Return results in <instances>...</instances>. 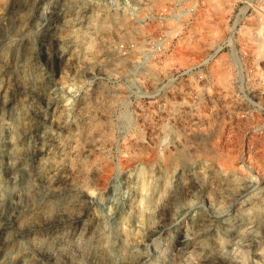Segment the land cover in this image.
<instances>
[{
    "label": "rangeland",
    "instance_id": "rangeland-1",
    "mask_svg": "<svg viewBox=\"0 0 264 264\" xmlns=\"http://www.w3.org/2000/svg\"><path fill=\"white\" fill-rule=\"evenodd\" d=\"M0 182V264H264V0H0Z\"/></svg>",
    "mask_w": 264,
    "mask_h": 264
},
{
    "label": "bare ground",
    "instance_id": "bare-ground-1",
    "mask_svg": "<svg viewBox=\"0 0 264 264\" xmlns=\"http://www.w3.org/2000/svg\"><path fill=\"white\" fill-rule=\"evenodd\" d=\"M83 49V48H82ZM19 118V117H18ZM58 121V120H57ZM52 161V160H51ZM54 162V161H53ZM53 162H50V163H48V166L49 167H51L53 170H56V168L59 166L57 163H53ZM47 165V164H46ZM45 165V166H46ZM140 168H142V167H140ZM145 168V167H144ZM55 172V171H54ZM145 172V171H144ZM144 172H143V168L142 169H140V170H138V175H137V177H136V179H137V187H138V192H139V194H140V197H141V199H140V201L139 202H137L138 204H136L137 205V210H138V215H137V217H136V222H137V225H136V228H134V230H137L141 225H139L141 222H143L142 220H143V218H144V215H145V210H146V207L148 206L146 203H145V198H146V191H145V189H146V187H145V185L147 184L146 183V177H145V175L146 174H144ZM23 181V180H22ZM234 183V182H233ZM237 183V182H236ZM23 190H24V192L26 193V194H29L30 192H32L34 189H35V187H34V184H32L29 180H25L24 182H23ZM46 185V184H45ZM47 188V187H46ZM22 189V188H21ZM147 190V189H146ZM0 192H4V189H3V191H2V185H1V182H0ZM12 194H17V193H19V191H17V192H11ZM24 194V193H23ZM25 194V195H26ZM34 194V193H33ZM14 197V196H13ZM16 197V196H15ZM147 202H148V200H147ZM136 208V207H135ZM136 210V211H137ZM147 211V210H146ZM136 213V212H135ZM147 213V212H146ZM135 215V216H136ZM146 215H148V214H146ZM147 217V216H146ZM136 232V231H135ZM129 233V232H128ZM136 234V233H135ZM129 235L131 236V238H133L134 239V235L132 234V233H129ZM131 241V240H130ZM50 242V241H49ZM49 242H47L46 244H45V246L46 247H49L50 246V243ZM125 249V248H124ZM8 253V252H7ZM10 254V253H9ZM8 254V256H10ZM7 256V255H6ZM5 256V257H6Z\"/></svg>",
    "mask_w": 264,
    "mask_h": 264
},
{
    "label": "built area",
    "instance_id": "built-area-1",
    "mask_svg": "<svg viewBox=\"0 0 264 264\" xmlns=\"http://www.w3.org/2000/svg\"><path fill=\"white\" fill-rule=\"evenodd\" d=\"M244 14V13H243Z\"/></svg>",
    "mask_w": 264,
    "mask_h": 264
}]
</instances>
